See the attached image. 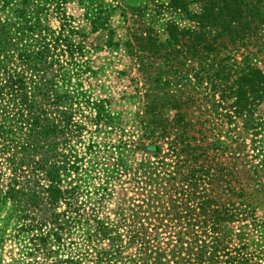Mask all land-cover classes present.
<instances>
[{
	"label": "trees",
	"instance_id": "1",
	"mask_svg": "<svg viewBox=\"0 0 264 264\" xmlns=\"http://www.w3.org/2000/svg\"><path fill=\"white\" fill-rule=\"evenodd\" d=\"M67 2L0 0V152L6 155L5 167L10 173L7 183L0 185L7 187L5 195L14 202L22 201L34 209L43 205L55 239L59 238L57 231L64 229L63 223L72 221L70 216L62 220L63 212L58 209L74 205L69 199L80 186L77 173L83 157L67 145V137H78L81 130L73 114L83 104L94 106L97 122L104 109L101 102L84 95L80 82L73 81L81 69L76 59L84 41L74 39L78 32L70 24ZM79 4L94 30L108 29L106 44L116 49L122 46L145 79L162 89L160 97H152L144 105L139 124L143 136L151 140L153 157L173 155L176 159L172 185L177 184L175 180L180 182L183 205L173 206L171 212L176 221L186 224L171 228V238L161 248L156 246L159 238L155 232L126 230L128 244L138 245L136 263L251 264L258 254L245 245L222 246L219 233L223 223L245 220L255 210L247 204L243 209L236 204L229 207L223 201V195L243 200L245 191L231 164L205 163L210 152L216 154L222 148L221 140L198 145L188 139L190 125L184 106L194 104V97L180 99L169 91L174 83L181 87L196 84L195 88L205 84V99L211 92L215 108L229 105L236 116L245 113L252 117L250 87L264 82V74L250 68L246 74L234 76L231 58L223 54L229 46H246L250 37L258 42V31L264 30V0L120 3L122 44L113 41L103 0H81ZM51 18L57 21L56 27L50 25ZM232 93L235 99L227 104ZM232 117L226 114L227 120ZM163 142L167 152L161 148ZM142 168L143 174H150ZM111 231L100 224L95 235H111Z\"/></svg>",
	"mask_w": 264,
	"mask_h": 264
},
{
	"label": "rangeland",
	"instance_id": "2",
	"mask_svg": "<svg viewBox=\"0 0 264 264\" xmlns=\"http://www.w3.org/2000/svg\"><path fill=\"white\" fill-rule=\"evenodd\" d=\"M79 1L68 0L66 5L72 17L70 24L78 32L74 39L84 41L83 51L76 59L81 69L73 81L80 82L84 95L101 102L104 109L97 122L94 106L83 104L73 114V121L81 130L78 137H67V145L83 157L77 173L80 186L74 198L69 199L74 205L70 209L65 210L64 205L58 209L63 212L62 220L70 216L72 221L63 223L64 229L57 231L59 238L55 239L45 207L40 205L34 209L22 201L14 202L5 195L7 187L1 184L0 264H102L104 261L137 264L138 245L128 244L126 230L146 228L150 234L155 232L159 238L156 246L161 248L171 238V228L186 224L183 220L176 221L171 212L173 206L183 205L178 194L180 182L175 180L177 184L172 185L176 159L173 155L153 157L151 140L143 136L139 124L144 105L152 97H160L162 89L145 79V74L138 70L122 46L116 49L106 44L110 37L108 29L94 30ZM144 2L103 0L114 42L122 44L124 40L119 4L136 6ZM57 24L51 18L50 25ZM258 36V42L250 37L246 46H229L224 52V56L231 58L234 76L246 74L250 68L264 74V30H259ZM173 86L169 92L174 97H194V104L184 106L186 122L190 125L188 139H194L198 145L202 142L210 145L220 139L222 148L216 154L210 152L205 163L231 164L239 184L243 185V200L223 195V201L229 207L236 204L235 207L243 209V204H247L255 210L245 220L222 224L219 233L222 246L232 249L245 245L259 256L251 264H264V82L250 87L252 117H246L245 113L236 116L229 105L225 109L215 108L211 92L208 100L205 99V84L197 88L196 84L181 87L174 83ZM216 98L218 93L214 95L215 101ZM233 99L232 93L227 104ZM226 114L233 115L231 120L226 119ZM161 148L167 152L164 142ZM5 158L0 152V183L3 184L10 176ZM142 166L149 175L143 174ZM77 220L79 223H73ZM100 224L112 229L111 235H95Z\"/></svg>",
	"mask_w": 264,
	"mask_h": 264
}]
</instances>
